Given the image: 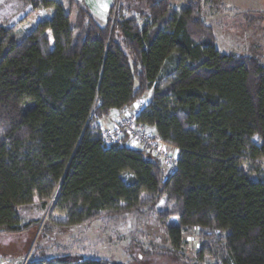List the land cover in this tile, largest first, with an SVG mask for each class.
I'll list each match as a JSON object with an SVG mask.
<instances>
[{
	"label": "trees",
	"instance_id": "trees-1",
	"mask_svg": "<svg viewBox=\"0 0 264 264\" xmlns=\"http://www.w3.org/2000/svg\"><path fill=\"white\" fill-rule=\"evenodd\" d=\"M67 2L74 20L59 0L34 1L53 16L20 42L0 28V236L29 230L19 210L36 202L77 226L165 198L175 252L200 228L227 234L223 264H264V176L243 168L264 159L262 58L221 53L201 0H114L104 24ZM150 91L137 122L179 150L171 174L144 149L101 140L100 121Z\"/></svg>",
	"mask_w": 264,
	"mask_h": 264
},
{
	"label": "rangeland",
	"instance_id": "rangeland-1",
	"mask_svg": "<svg viewBox=\"0 0 264 264\" xmlns=\"http://www.w3.org/2000/svg\"><path fill=\"white\" fill-rule=\"evenodd\" d=\"M34 1L40 3L41 0H0V28L6 32L7 41H22L39 22L52 18L53 10L35 7ZM59 1L70 11L67 0ZM83 1L104 24L114 0ZM117 1L123 5L132 2ZM26 2L30 4L27 6ZM201 2L204 21L213 29L217 49L221 53L261 57L264 64V0ZM174 8L180 9L179 6ZM71 16L74 20L75 12H71ZM168 69L169 65L166 71ZM151 97L152 91L127 111H136L141 102L145 108ZM125 114L122 112L118 118ZM104 120L100 123L101 130L112 126ZM243 168L246 172L259 168L264 176V159L250 162ZM51 209L52 202L46 205L36 202L20 208L22 223L30 224V228L21 235L13 236L10 246V240L4 241L7 250L0 251H6L5 256L0 258L1 264H27L33 259L52 258L73 262L95 258L112 264H223L226 257L224 238L227 234L200 228L186 230L182 249L175 252L158 218L159 214L169 209L165 198L152 202L144 197L137 212L105 216L77 226L66 225V217L52 214ZM176 222L173 217L167 224ZM202 245L207 246V254L200 258L198 254Z\"/></svg>",
	"mask_w": 264,
	"mask_h": 264
},
{
	"label": "built area",
	"instance_id": "built-area-1",
	"mask_svg": "<svg viewBox=\"0 0 264 264\" xmlns=\"http://www.w3.org/2000/svg\"><path fill=\"white\" fill-rule=\"evenodd\" d=\"M143 109L144 103L141 102L136 111H125L126 114L112 126L101 130V140L107 145L126 141L129 147L144 149L163 165L168 174L174 173L178 167L179 150L158 138L154 128L137 122Z\"/></svg>",
	"mask_w": 264,
	"mask_h": 264
},
{
	"label": "crops",
	"instance_id": "crops-1",
	"mask_svg": "<svg viewBox=\"0 0 264 264\" xmlns=\"http://www.w3.org/2000/svg\"><path fill=\"white\" fill-rule=\"evenodd\" d=\"M121 114H122V112H113L112 115L109 118H107L106 120L109 122L110 125H112ZM104 121L105 120L103 119L100 121V123L102 124V122H104ZM11 238H13V236H0V251H1V249L7 250L6 243H4V241L10 240V243H9V246H10V244H12V242H13V241H11V240H13ZM5 252L6 251H3V253L0 252V258H3L5 256L4 255Z\"/></svg>",
	"mask_w": 264,
	"mask_h": 264
}]
</instances>
